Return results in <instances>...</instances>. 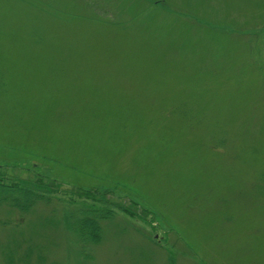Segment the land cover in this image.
<instances>
[{
	"label": "rangeland",
	"instance_id": "obj_1",
	"mask_svg": "<svg viewBox=\"0 0 264 264\" xmlns=\"http://www.w3.org/2000/svg\"><path fill=\"white\" fill-rule=\"evenodd\" d=\"M0 168V264H264V0H0Z\"/></svg>",
	"mask_w": 264,
	"mask_h": 264
},
{
	"label": "trees",
	"instance_id": "obj_2",
	"mask_svg": "<svg viewBox=\"0 0 264 264\" xmlns=\"http://www.w3.org/2000/svg\"><path fill=\"white\" fill-rule=\"evenodd\" d=\"M1 175L0 211L5 207L10 213L19 214L20 217L24 218L25 215H29L33 212L34 207L38 204H42L46 207L55 204L52 197L49 196L53 192L44 184L43 179L39 182V185L35 186L36 184H34V186L31 187L25 185V183H20L19 180L10 183L7 181L8 183H5V175H3L4 177H1ZM54 193L56 192L54 191ZM60 204L64 211L61 212V214H64L62 222L65 223L66 228L76 236L78 242L87 248L86 251H83L81 247L82 255L91 253V247L101 243V237L104 232L102 223L114 221L116 218L115 212L108 209L93 210L86 207L72 208L73 204L70 206L71 203L64 204V202H60ZM72 209L73 211H71Z\"/></svg>",
	"mask_w": 264,
	"mask_h": 264
}]
</instances>
